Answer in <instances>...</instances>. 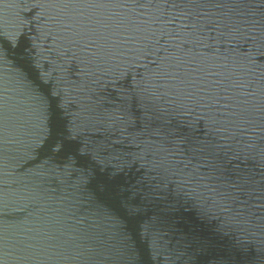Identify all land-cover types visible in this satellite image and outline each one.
<instances>
[{"label": "water", "instance_id": "1", "mask_svg": "<svg viewBox=\"0 0 264 264\" xmlns=\"http://www.w3.org/2000/svg\"><path fill=\"white\" fill-rule=\"evenodd\" d=\"M0 264H264V0H0Z\"/></svg>", "mask_w": 264, "mask_h": 264}]
</instances>
